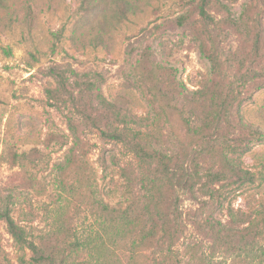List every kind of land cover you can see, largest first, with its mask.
I'll return each mask as SVG.
<instances>
[{
  "label": "rangeland",
  "instance_id": "rangeland-1",
  "mask_svg": "<svg viewBox=\"0 0 264 264\" xmlns=\"http://www.w3.org/2000/svg\"><path fill=\"white\" fill-rule=\"evenodd\" d=\"M3 2L0 211L28 240L64 250L68 264H264V141L253 135L264 133V0H213L209 24L198 0ZM183 14L192 16L181 26ZM144 53L160 68L166 116L134 73ZM50 68L94 82L119 116L95 128L68 101L51 106ZM108 128L178 156L188 173L195 166L192 189L102 137ZM224 157L252 181L207 183ZM156 223L150 246H139ZM31 256L0 220V264Z\"/></svg>",
  "mask_w": 264,
  "mask_h": 264
},
{
  "label": "trees",
  "instance_id": "trees-1",
  "mask_svg": "<svg viewBox=\"0 0 264 264\" xmlns=\"http://www.w3.org/2000/svg\"><path fill=\"white\" fill-rule=\"evenodd\" d=\"M212 1L213 0H198L197 5V16H199L203 22L208 24L213 22V18L209 13ZM217 4L222 8V12L228 15V10L225 6H222L220 3ZM0 6H4L3 0H0ZM122 15H124L123 12ZM191 16L192 15L189 14L181 15L178 18V24L181 26L188 25ZM226 22L231 28L237 27L236 23L228 18L226 19ZM202 53L213 66L218 65V61L213 54H207L204 48H202ZM148 57V54H142L134 67V73L140 82L148 88V92L151 95L154 104H156L166 116L168 115V110H171L169 97L162 89V80L159 72L160 68L154 66ZM48 73L57 83V87L54 90H46L47 98L50 101L49 103L51 106H54L59 102L63 103L68 101L73 105L75 112L81 117L84 123L95 128H100L105 125L108 112L111 113L112 117L117 118L119 116L120 113L118 112L117 107L112 103L106 102L99 93V87L94 82L88 80L79 81L80 79H77L78 74L73 70L66 71L50 68ZM96 106H100L103 113L99 116L97 115L96 117H93L90 112H92L93 109L96 111ZM99 117L102 122L99 121ZM168 122L171 123V120H168ZM184 126L187 127L185 123ZM69 129L74 134L75 138H78L77 127L70 120ZM204 129L206 128L204 127ZM100 133L102 137L108 140L125 145L142 162L152 164L158 175H161L170 181L175 180L177 183L176 185L187 186L188 191L192 189V184L190 182H192L194 177L197 176V169L195 166H193L188 173V169L179 161L178 156L151 148L142 143L139 140V137L128 135L118 128L102 129ZM174 133L177 135V132ZM253 135L257 140L264 141V133L257 131ZM230 177H235L237 180H241L240 182L252 181V176L247 171L241 170L234 163L224 157L220 162L219 169L212 174H208L206 182L209 184H219L228 180ZM156 209L158 211L157 213H161L164 210L161 203H156ZM166 216V214L162 216L164 228L163 226L160 228L164 231V234H167L165 229V222L167 221ZM0 220L5 223L7 232L14 242L21 249H26L31 253L32 256L30 259L33 264H68V256L64 250H43L29 241L24 229L12 219L7 210L0 211ZM158 229L159 225L156 223V231L154 228H151L146 233H143L141 236L143 241L139 246L144 248L149 247L155 233L157 235ZM175 232H177V227L174 229L173 233ZM23 261L24 260L22 259V263Z\"/></svg>",
  "mask_w": 264,
  "mask_h": 264
}]
</instances>
